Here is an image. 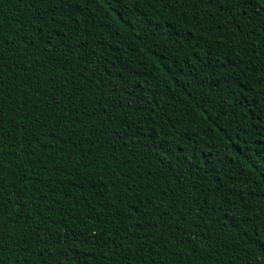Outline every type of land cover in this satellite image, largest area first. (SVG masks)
<instances>
[{"label":"trees","instance_id":"trees-1","mask_svg":"<svg viewBox=\"0 0 264 264\" xmlns=\"http://www.w3.org/2000/svg\"><path fill=\"white\" fill-rule=\"evenodd\" d=\"M44 11L0 4V264H264V11Z\"/></svg>","mask_w":264,"mask_h":264},{"label":"snow or ice","instance_id":"snow-or-ice-1","mask_svg":"<svg viewBox=\"0 0 264 264\" xmlns=\"http://www.w3.org/2000/svg\"><path fill=\"white\" fill-rule=\"evenodd\" d=\"M177 3H186L190 7L198 8L200 5H203L206 8L216 7L217 3H227L230 7L236 12V18H239V13L241 10L245 14L251 11L254 7L259 6L261 11H264V0H176ZM4 0H0V4H3ZM38 3L41 7L46 9L42 14L46 17L45 20H41V29L47 27L52 28L53 26L59 25L62 21L58 19V16L68 15L69 18L76 16V6L82 3V0H38ZM59 6V12H57V7ZM171 6V5H170ZM256 15H260V12H257ZM264 19V16L261 17ZM79 24V19L75 21ZM2 23V21H0ZM239 25H237L238 27ZM51 35V33H49ZM261 39H264V34L261 35ZM15 41L9 39L8 43H5L3 39H0V60L3 58V54L8 51L10 45L14 44ZM77 47L84 48L85 51L82 53L83 56L87 57V46L85 44L77 45ZM95 63V61H93ZM95 69L90 65L88 68L89 74H91ZM97 83H103L105 85V103H108V98L115 95L118 89L115 86L110 85L109 81L104 80L101 76ZM125 87H128L125 85ZM129 97L133 98V94L129 92ZM119 98H123L122 94ZM78 102H83V97L80 98ZM139 102V101H137ZM111 106V105H109ZM123 106V105H121ZM111 119V116L108 117ZM3 121V110L0 108V123ZM142 215V213H141ZM6 247V243L3 239V234L0 233V259H3V248ZM19 264V261H17Z\"/></svg>","mask_w":264,"mask_h":264}]
</instances>
